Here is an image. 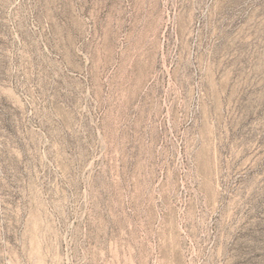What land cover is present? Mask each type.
<instances>
[{"label": "rangeland", "instance_id": "1", "mask_svg": "<svg viewBox=\"0 0 264 264\" xmlns=\"http://www.w3.org/2000/svg\"><path fill=\"white\" fill-rule=\"evenodd\" d=\"M0 264H264V0H0Z\"/></svg>", "mask_w": 264, "mask_h": 264}]
</instances>
